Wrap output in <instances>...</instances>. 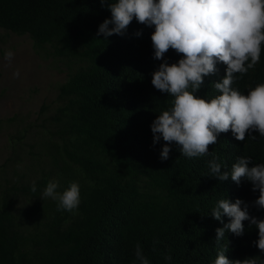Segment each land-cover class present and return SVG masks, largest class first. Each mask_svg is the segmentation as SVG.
<instances>
[{"label": "trees", "instance_id": "16d2710c", "mask_svg": "<svg viewBox=\"0 0 264 264\" xmlns=\"http://www.w3.org/2000/svg\"><path fill=\"white\" fill-rule=\"evenodd\" d=\"M105 19L111 13L100 0H0V29L28 36L38 55L68 67L54 110L35 131L22 128L11 139L21 149L30 136L31 163L18 172L23 158L14 150L0 165V264H139L137 244L149 264H214L222 250L229 260L264 259L248 221L243 235L226 232L215 241V230L230 223L227 216L223 223L211 216L219 200L240 199L258 220L264 210L253 206L259 191L250 182L219 181L208 166L214 156L229 174L238 157L249 158V167L264 164V137L252 132L255 140L246 133L237 141L229 130L208 146L211 154L193 158L180 155L173 142L162 161L165 142L153 143L150 126L172 97L151 83L163 62L153 58L154 26L133 18L123 35L105 38L97 36ZM181 58L172 49L164 56L169 65ZM216 69L194 96L221 94L212 85L223 79L226 65ZM236 76L232 87L245 96L264 84V43L259 62ZM47 109L43 104L40 114ZM50 180L60 192L79 184L74 212L58 211L56 201L42 198Z\"/></svg>", "mask_w": 264, "mask_h": 264}, {"label": "clouds", "instance_id": "9594fccd", "mask_svg": "<svg viewBox=\"0 0 264 264\" xmlns=\"http://www.w3.org/2000/svg\"><path fill=\"white\" fill-rule=\"evenodd\" d=\"M100 3L107 4L111 19L99 25L97 36L123 35L133 18L147 27L154 26L150 37L153 58L163 62L152 73L151 83L156 90L172 97L171 106L157 115L150 126L153 143L161 139L165 142L160 152L162 161L169 158L168 145L173 142L180 155L193 158L211 154L208 146L217 142L220 133L229 130L237 141H244L246 133L255 140L252 132L264 137V84H258L246 96L232 87L236 74L242 76L259 62L264 43V0H100ZM169 49L182 54L171 65L164 60ZM12 57L11 51L6 53V59L10 61ZM219 62L226 65V72L212 86L221 94L211 100L194 96L203 85V78L216 73ZM217 159L214 156L209 162L210 176L219 181L231 177L237 185L241 180L250 182L251 190L259 191L253 206L264 210V164L249 167V158L238 157L229 174L221 172ZM58 187L57 181L50 180L42 198L56 201L58 211L74 212L80 203L79 184L72 182L62 192L57 191ZM31 190L36 191L35 182ZM248 209L249 205L240 199L219 200L211 216L221 223V217L227 216L230 223L215 230V241L224 239L226 232L243 235L242 222L248 221L258 231L254 246L264 254V219L250 216ZM225 252L218 253L214 264H264V259L258 256L229 260ZM135 256L139 264H149L139 244ZM165 259L170 260L171 256L166 255Z\"/></svg>", "mask_w": 264, "mask_h": 264}, {"label": "rangeland", "instance_id": "374dc122", "mask_svg": "<svg viewBox=\"0 0 264 264\" xmlns=\"http://www.w3.org/2000/svg\"><path fill=\"white\" fill-rule=\"evenodd\" d=\"M11 51L9 61L6 53ZM68 67L53 58H44L33 49L28 36H19L0 29V165L14 156L16 150L23 161L16 166L18 172L29 163L33 140L30 136L22 148L12 144V137L22 128L35 131L42 119L56 106L57 87L68 75ZM19 73L14 75V73ZM48 109L40 114L41 106ZM12 119V121H8ZM18 145V144H16ZM10 164V163H9ZM8 177L12 170L7 168Z\"/></svg>", "mask_w": 264, "mask_h": 264}]
</instances>
